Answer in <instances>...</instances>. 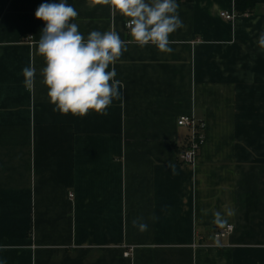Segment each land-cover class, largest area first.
Segmentation results:
<instances>
[{
    "label": "crops",
    "instance_id": "1",
    "mask_svg": "<svg viewBox=\"0 0 264 264\" xmlns=\"http://www.w3.org/2000/svg\"><path fill=\"white\" fill-rule=\"evenodd\" d=\"M53 2L0 0V264H264V5L237 15L234 0L177 2L184 27L161 53L138 46L109 5L65 0L85 40L95 30L128 42L107 69L122 97L106 116L79 117L54 111L42 83L35 12ZM193 114L207 140L191 166L177 121ZM225 208L234 214L218 227Z\"/></svg>",
    "mask_w": 264,
    "mask_h": 264
},
{
    "label": "clouds",
    "instance_id": "2",
    "mask_svg": "<svg viewBox=\"0 0 264 264\" xmlns=\"http://www.w3.org/2000/svg\"><path fill=\"white\" fill-rule=\"evenodd\" d=\"M109 5L111 10L129 18L127 27L132 40L141 48L154 45L161 53L173 51L170 34L184 27L179 17V4L176 0H96ZM78 15L75 8L60 0L59 3H42L36 10L37 19L45 22L38 42V53L45 58L46 67L42 69V83L49 89L47 95L54 111L71 113L84 117L89 111L108 115L106 109L114 99H120L119 89L124 85L115 80V68L108 71L109 65L126 52L127 43L115 31H92L87 39L78 31L76 23H69ZM258 46L264 51V32L258 39ZM23 84L31 89L35 80V68H23ZM168 167L175 173V165ZM205 214H207L205 210ZM234 210L225 208L224 212H214L212 223L223 227L225 216H232ZM153 221L158 217L153 215ZM140 232L148 230L143 218L132 221Z\"/></svg>",
    "mask_w": 264,
    "mask_h": 264
},
{
    "label": "built area",
    "instance_id": "3",
    "mask_svg": "<svg viewBox=\"0 0 264 264\" xmlns=\"http://www.w3.org/2000/svg\"><path fill=\"white\" fill-rule=\"evenodd\" d=\"M221 17L233 23L236 19V13L223 12L221 13ZM177 125L180 128H186L188 130L187 147L186 150L181 154L180 160L185 165L194 166L200 151L206 144L207 125L204 121L197 119L194 114L180 117L177 121ZM233 230V226H227L225 229L219 231L217 237H223Z\"/></svg>",
    "mask_w": 264,
    "mask_h": 264
},
{
    "label": "trees",
    "instance_id": "4",
    "mask_svg": "<svg viewBox=\"0 0 264 264\" xmlns=\"http://www.w3.org/2000/svg\"><path fill=\"white\" fill-rule=\"evenodd\" d=\"M180 1L183 0H176V2ZM184 1L192 3L194 0ZM260 5H264V0H234L235 12L237 15L252 13Z\"/></svg>",
    "mask_w": 264,
    "mask_h": 264
}]
</instances>
